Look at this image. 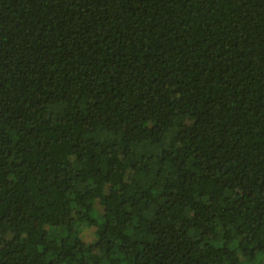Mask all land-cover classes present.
<instances>
[{
	"label": "trees",
	"instance_id": "16d2710c",
	"mask_svg": "<svg viewBox=\"0 0 264 264\" xmlns=\"http://www.w3.org/2000/svg\"><path fill=\"white\" fill-rule=\"evenodd\" d=\"M0 264H264V0H0Z\"/></svg>",
	"mask_w": 264,
	"mask_h": 264
},
{
	"label": "rangeland",
	"instance_id": "374dc122",
	"mask_svg": "<svg viewBox=\"0 0 264 264\" xmlns=\"http://www.w3.org/2000/svg\"><path fill=\"white\" fill-rule=\"evenodd\" d=\"M93 230L92 229H84L83 230V237H84V239L85 240H87V241H92V239H93Z\"/></svg>",
	"mask_w": 264,
	"mask_h": 264
}]
</instances>
